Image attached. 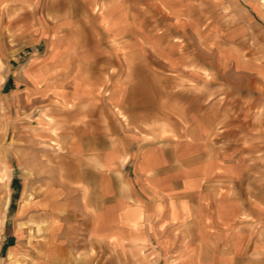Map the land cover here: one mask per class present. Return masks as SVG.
<instances>
[{"label": "crops", "instance_id": "1", "mask_svg": "<svg viewBox=\"0 0 264 264\" xmlns=\"http://www.w3.org/2000/svg\"><path fill=\"white\" fill-rule=\"evenodd\" d=\"M2 175L0 264H264V0H0Z\"/></svg>", "mask_w": 264, "mask_h": 264}, {"label": "rangeland", "instance_id": "2", "mask_svg": "<svg viewBox=\"0 0 264 264\" xmlns=\"http://www.w3.org/2000/svg\"><path fill=\"white\" fill-rule=\"evenodd\" d=\"M58 113H45L44 112V118H43V124L44 125V129L47 130H51L53 131L55 134H66L65 132L67 131L66 128H63V125H65V127L67 126V122H65V119H63L64 122H61V118L58 117L57 115ZM56 116V117H55ZM58 120L60 121V123H58ZM53 121H56L58 123V126L56 124V127L49 129L51 126V124L53 123ZM65 131V132H64ZM5 179V176L2 175L0 176V182L2 183Z\"/></svg>", "mask_w": 264, "mask_h": 264}]
</instances>
